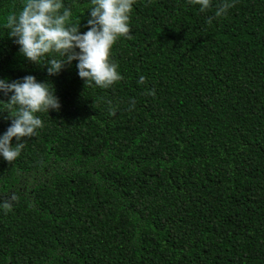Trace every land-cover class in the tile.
Instances as JSON below:
<instances>
[{"label": "trees", "instance_id": "trees-1", "mask_svg": "<svg viewBox=\"0 0 264 264\" xmlns=\"http://www.w3.org/2000/svg\"><path fill=\"white\" fill-rule=\"evenodd\" d=\"M221 2L135 0L111 49L123 80L102 89L78 61L49 76L23 57L4 27L21 0H0V79L61 105L0 156V264H264V0ZM63 3L87 31L90 0Z\"/></svg>", "mask_w": 264, "mask_h": 264}, {"label": "clouds", "instance_id": "clouds-1", "mask_svg": "<svg viewBox=\"0 0 264 264\" xmlns=\"http://www.w3.org/2000/svg\"><path fill=\"white\" fill-rule=\"evenodd\" d=\"M199 5V11L204 13L212 8V0H189ZM135 0H90L87 31L80 32V19L73 22L72 11L64 6L63 0H21L19 10H13L5 17L4 27L8 37L14 38L19 45L20 54L28 61L46 68L49 76L57 75L78 61L76 68L78 76L89 86L95 85L108 89L123 80L118 71V64L111 57V49L120 37L130 38V14ZM228 0H222L216 6L215 17H221L233 7ZM213 17H209L211 23ZM77 49L79 51H77ZM138 84H145L146 78L141 75ZM50 83L37 82L32 75L21 80L0 79V93L7 96L4 103L7 112L6 119L11 121L7 130L0 135V156L11 163L19 157L25 147V138L37 134L44 124L36 113L50 110L59 111L60 102L49 88ZM9 93L11 95H9ZM149 95H155L150 90ZM110 115L116 114V108L111 101ZM135 100H131V107ZM15 138L16 143L12 144ZM11 196L2 204L3 209L11 211Z\"/></svg>", "mask_w": 264, "mask_h": 264}]
</instances>
